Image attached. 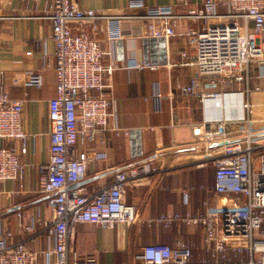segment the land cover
I'll use <instances>...</instances> for the list:
<instances>
[{
    "label": "built area",
    "instance_id": "2783aa9c",
    "mask_svg": "<svg viewBox=\"0 0 264 264\" xmlns=\"http://www.w3.org/2000/svg\"><path fill=\"white\" fill-rule=\"evenodd\" d=\"M22 1L28 4L39 0ZM44 1L48 3L46 17L51 20L55 43V94L48 100L49 158L38 165L37 193L46 202L51 216L32 218L27 223L22 212L18 211L16 217L23 232H34L37 226H42L52 243L34 248L23 238L17 240L9 227L0 224V264H50V256L54 264H99L93 255L80 257L71 248L76 225L111 226L117 221L133 220V207L125 202L124 195L128 184L141 182L139 166L119 169L110 184L85 193L72 184L85 178L89 155L84 150L75 154L74 148L78 142L91 143L107 129L114 103L112 72L122 66H144L136 59L105 65L103 57L107 51L102 39L96 36L100 29L97 20H105L104 36L114 41L144 37L147 18L163 21L167 36L190 35L188 49L198 74L181 85L179 95L198 94L204 102L212 103L215 110L202 119L203 132L197 145L218 141L221 144L209 155L215 169L213 203L205 201L203 214L182 219L204 227L212 260L192 263L190 245L177 240L174 244H144L136 259L128 264H264V151L256 145L258 136H254L257 134L249 126L252 104L243 98L244 93H264V45L260 40L264 31V0H202L198 5L190 0H177L174 5H147L143 0H129L128 8L142 9L143 13L116 15L80 8L76 0ZM220 6L223 12L219 11ZM179 7L184 12H176ZM183 18L204 20L205 24L199 30L187 28L178 32L175 23ZM199 76L207 78L210 84L230 88L201 92ZM252 79L255 85L250 86ZM41 82V73L36 70L29 71L24 79V84L35 87ZM242 84L244 87L240 88ZM234 94L242 98L239 114L238 100L217 104V98ZM159 96L157 92L155 97ZM22 108L23 101L10 97L0 86L1 181L17 178L23 169L20 154L27 152V139L34 135L23 130ZM259 117L264 119V115ZM239 120H245L247 125L239 131H228L227 123ZM113 130L119 132L115 127ZM13 140H19V147L9 144ZM142 166L146 171L147 165ZM173 218L180 219L174 214L161 220L168 225ZM231 238L238 242L231 243ZM229 250L247 252L248 258L226 261Z\"/></svg>",
    "mask_w": 264,
    "mask_h": 264
},
{
    "label": "crops",
    "instance_id": "0c3cea01",
    "mask_svg": "<svg viewBox=\"0 0 264 264\" xmlns=\"http://www.w3.org/2000/svg\"><path fill=\"white\" fill-rule=\"evenodd\" d=\"M128 1L76 0L80 8L107 15L143 13L142 9L128 8ZM143 1L147 5L177 2ZM201 1L190 0L197 5ZM47 6L44 0L28 4L22 0H0V86L10 97L23 101L21 124L24 131L34 134L27 139V152L20 154L23 169L17 178L0 180V224L9 227L17 240L23 238L34 248H44L52 243V238H47L42 226H37L34 232H23L16 213L22 212L26 223L32 218L51 216L46 202L37 193L38 165L49 158L48 100L55 94V43L51 37V20L46 17ZM184 10L179 7L176 12ZM219 11L223 12L224 8L220 6ZM97 24L100 29L96 36L102 39L103 49L107 51L103 57L105 65L136 59L144 66H122L112 72L114 103L107 129L98 133L91 143L78 142L74 148L75 154L84 150L89 155L86 176L77 186L85 193H93L110 184L117 170L131 165L139 166L143 178L139 185L128 184L125 190V202L134 210L131 222L117 221L111 226L79 223L70 246L80 257L93 255L99 264H128L136 259L144 244H174L182 240L191 247L192 263L211 261L212 251L206 244L204 227L182 221L187 215L203 214L205 201L213 203L215 172L209 155L216 146L198 149L203 144L197 145L203 132L202 119L212 114L214 107L198 94L179 95L181 85L198 74L188 49L190 35L167 36L163 21L147 18L144 37L111 41L104 36L105 20L98 19ZM204 24V20L183 18L175 23V29L199 30ZM260 40L264 45V31ZM183 51L188 54L183 55ZM31 70L41 73L39 87L24 84ZM199 79L201 92L230 88L210 84L201 76ZM249 85H255V80H250ZM157 92L161 96L155 97ZM248 95L253 107L249 126L253 133H264V119L259 117L264 115V93L254 91ZM221 99L224 103L231 102L227 96ZM246 125L245 120H239L227 123L226 128L239 131ZM114 127L118 133H114ZM256 142L264 151V135H258ZM9 144L19 147L20 142L13 140ZM142 165H147L146 171ZM174 214L180 219L173 218L168 225L161 220ZM240 258L247 259L248 253L229 250L225 257L231 262ZM49 259L54 264V258Z\"/></svg>",
    "mask_w": 264,
    "mask_h": 264
},
{
    "label": "bare ground",
    "instance_id": "6f19581e",
    "mask_svg": "<svg viewBox=\"0 0 264 264\" xmlns=\"http://www.w3.org/2000/svg\"><path fill=\"white\" fill-rule=\"evenodd\" d=\"M227 97H229V99L231 101H233V102H236L238 100V105H240V106H238L237 112H238V114L241 113V104H242V102H241V100H242L241 96L240 95H237V94H234V95L227 96ZM217 99H218V103L222 101L221 98H220V100H219V98H217ZM228 114H230V112H228Z\"/></svg>",
    "mask_w": 264,
    "mask_h": 264
},
{
    "label": "water",
    "instance_id": "95a60500",
    "mask_svg": "<svg viewBox=\"0 0 264 264\" xmlns=\"http://www.w3.org/2000/svg\"><path fill=\"white\" fill-rule=\"evenodd\" d=\"M258 135H264V133H260V134H257V135H254V136H258ZM221 144V142L220 141H218V142H216V143H212V144H209V145H207V146H201V147H198V149H205V148H208V149H210V148H212V147H215V146H218V145H220ZM81 182V181H80ZM80 182H77V183H74V184H72V186H77Z\"/></svg>",
    "mask_w": 264,
    "mask_h": 264
},
{
    "label": "rangeland",
    "instance_id": "374dc122",
    "mask_svg": "<svg viewBox=\"0 0 264 264\" xmlns=\"http://www.w3.org/2000/svg\"><path fill=\"white\" fill-rule=\"evenodd\" d=\"M247 97L249 98V95L248 94H246V93H244V95H243V98L244 99H247ZM245 113H246V110H245ZM204 182V181H203ZM204 184V183H203ZM205 187V186H204Z\"/></svg>",
    "mask_w": 264,
    "mask_h": 264
}]
</instances>
